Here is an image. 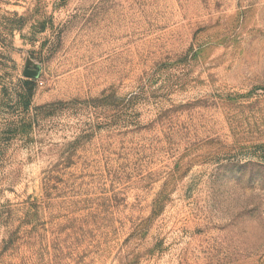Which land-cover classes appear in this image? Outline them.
Listing matches in <instances>:
<instances>
[{"label": "rangeland", "instance_id": "1", "mask_svg": "<svg viewBox=\"0 0 264 264\" xmlns=\"http://www.w3.org/2000/svg\"><path fill=\"white\" fill-rule=\"evenodd\" d=\"M0 264H264V0H0Z\"/></svg>", "mask_w": 264, "mask_h": 264}]
</instances>
